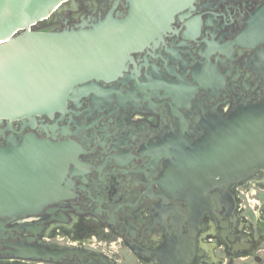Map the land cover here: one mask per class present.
I'll return each mask as SVG.
<instances>
[{"label":"flooded vegetation","instance_id":"1","mask_svg":"<svg viewBox=\"0 0 264 264\" xmlns=\"http://www.w3.org/2000/svg\"><path fill=\"white\" fill-rule=\"evenodd\" d=\"M130 5L68 0L34 29L91 28L108 15L125 17ZM263 5L195 0L161 38L131 54L121 76L96 81L64 112L1 120V145L33 132L81 149L62 198L0 215V264H165L169 247L178 260L192 252L185 264H264V164L226 180L228 167L213 157L216 147L228 154L234 116L242 124L246 112L264 108V41L243 37ZM230 131L239 147V127ZM187 155L192 170L215 173L210 183L198 180L197 192L180 167L168 176Z\"/></svg>","mask_w":264,"mask_h":264},{"label":"water","instance_id":"2","mask_svg":"<svg viewBox=\"0 0 264 264\" xmlns=\"http://www.w3.org/2000/svg\"><path fill=\"white\" fill-rule=\"evenodd\" d=\"M66 1L0 0V121L34 120L42 115L53 118L57 112H64L70 101L97 89L96 81H111L121 76L127 69V61L132 59L131 54L142 50L151 40L161 38L175 16L193 7L195 2L130 0L125 17L108 15L91 28L34 29ZM249 23L243 36L246 43L264 41V5ZM260 113L246 112L242 124H237L234 116L228 123V154L221 156L218 147L213 152L218 165L228 167L226 180L248 175L254 169L250 167L264 164V108ZM233 126L239 127V131L243 127L239 132V147L231 145L237 139L231 136ZM216 138L220 142V133L213 139ZM80 149L76 141H55L33 132L13 136L5 145L0 144V215L36 212L62 198L67 190L62 181L74 160V152ZM205 160L204 153L201 165H206ZM191 166L194 164L187 155L183 162H172L167 172L173 181L180 167L182 180L197 192L198 180L210 183L215 173L192 170ZM172 189V186L168 189L171 194ZM188 255L178 260L169 247L165 264H185L192 252Z\"/></svg>","mask_w":264,"mask_h":264},{"label":"rangeland","instance_id":"3","mask_svg":"<svg viewBox=\"0 0 264 264\" xmlns=\"http://www.w3.org/2000/svg\"><path fill=\"white\" fill-rule=\"evenodd\" d=\"M236 261V263L237 264H243V262L245 263V264H250V263H253V262H248V261H243V260H235Z\"/></svg>","mask_w":264,"mask_h":264}]
</instances>
